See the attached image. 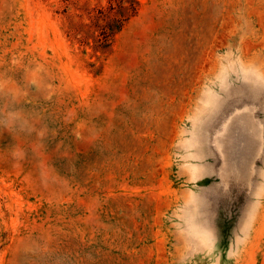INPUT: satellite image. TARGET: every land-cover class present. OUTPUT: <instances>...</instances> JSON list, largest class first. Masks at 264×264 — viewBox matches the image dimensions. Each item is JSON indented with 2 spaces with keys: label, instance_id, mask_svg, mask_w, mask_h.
Here are the masks:
<instances>
[{
  "label": "rangeland",
  "instance_id": "1",
  "mask_svg": "<svg viewBox=\"0 0 264 264\" xmlns=\"http://www.w3.org/2000/svg\"><path fill=\"white\" fill-rule=\"evenodd\" d=\"M0 264H264V0H0Z\"/></svg>",
  "mask_w": 264,
  "mask_h": 264
},
{
  "label": "trees",
  "instance_id": "2",
  "mask_svg": "<svg viewBox=\"0 0 264 264\" xmlns=\"http://www.w3.org/2000/svg\"><path fill=\"white\" fill-rule=\"evenodd\" d=\"M105 37H106V35H105Z\"/></svg>",
  "mask_w": 264,
  "mask_h": 264
}]
</instances>
